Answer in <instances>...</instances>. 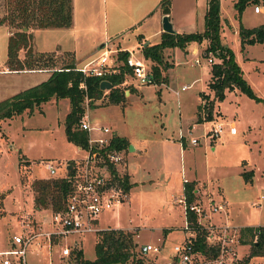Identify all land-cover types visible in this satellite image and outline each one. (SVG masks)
<instances>
[{
	"label": "rangeland",
	"instance_id": "1",
	"mask_svg": "<svg viewBox=\"0 0 264 264\" xmlns=\"http://www.w3.org/2000/svg\"><path fill=\"white\" fill-rule=\"evenodd\" d=\"M234 1L219 0L222 23L219 41L232 49L243 77L258 98L239 89L225 90L222 99L214 97L213 89L207 88L212 65L208 58L213 62L221 58L212 51L204 55L201 45L193 51L192 41L186 47L177 45L172 48L170 56L174 66L163 73L168 77L177 73L171 78L172 84L168 85L166 81L141 84L133 77L126 76L122 86L125 92H132L126 95L123 105L108 103L87 106L91 122L110 127L118 136L126 137L136 150H140V153L136 150L124 151L120 175L126 174V162L133 184L128 203L103 210L97 217V228L135 231L137 246L146 243L158 245V252L143 255V260L148 264H165L173 255L174 246L181 245L187 236L184 230V204L175 199L183 195V177L189 181L197 179L201 195L197 196L201 197L203 206L207 207L211 199L219 203L223 195L226 197L224 209L211 212L209 222L203 221L207 231L214 232L213 242L222 237L224 231L229 234L224 248L226 262L264 264V253L250 256V245L240 242L238 232L241 225H264V43H249L242 50L239 38L241 26L249 28L264 23V14L255 13L253 5L248 4L238 16ZM202 20L187 26L185 32L203 31L205 24ZM101 27L98 30L100 34L103 33ZM72 28H39L32 37L33 47L49 49L58 39L71 46L73 33L63 37L61 34ZM138 34L139 29L124 31L115 37L108 32L106 46L100 49L106 47L112 51V55L113 51L128 47L134 58L140 60L146 71L152 74L151 61L144 57L142 46L147 42H158L160 37H150L140 46ZM196 59L200 63L195 62ZM183 84H189V87L182 89ZM200 90L208 91L209 99H214L213 117L219 116L225 121L224 131L232 122L238 130L236 134H226L212 142L213 145L220 144L215 152L204 136L210 120L196 119L199 104L205 102L203 98L200 99ZM105 101L106 98H103L95 103ZM38 110L34 108L32 113L0 121V192L3 196L0 204V251L10 248L12 237L22 233L23 224L28 223L34 229L39 227L41 232L53 228L50 221L52 211L35 210L33 207L31 181L49 177L42 161L53 162L59 167L58 173L63 174V162L69 160L77 163L84 155L83 151L67 141L64 133L65 116L70 110L67 98H51L42 104L41 111ZM191 126L190 135L199 138L195 145L191 144L190 135L187 134ZM181 130L185 131L189 141L182 152ZM239 157L246 161L237 162ZM26 159L29 160L30 173L22 177L19 161ZM250 175L252 181H246V176ZM96 235L95 232L72 234L60 240L52 237L49 245L44 236L40 240V245H44L40 248L35 242L29 245L26 262L71 264L69 256L62 257L61 251L64 245L72 247L75 242L82 249L84 257L92 260L95 258ZM211 255L206 256L211 258Z\"/></svg>",
	"mask_w": 264,
	"mask_h": 264
},
{
	"label": "trees",
	"instance_id": "2",
	"mask_svg": "<svg viewBox=\"0 0 264 264\" xmlns=\"http://www.w3.org/2000/svg\"><path fill=\"white\" fill-rule=\"evenodd\" d=\"M261 0H235L234 4L240 16L243 9L248 4ZM170 0H162L160 8L163 14L169 12ZM208 8L204 16L205 28L203 31L192 32H162L160 41L157 43H147L142 46V53L146 59L151 61V76L156 83L165 82L167 75L163 73L170 67L166 62L163 51L166 48H173L177 45L186 47L192 41L202 42L208 40V45L204 49V55L211 51L221 58L220 61L211 65V79L208 83L210 90L213 89L214 97L222 99L225 90L237 88L249 96L258 98L251 86L243 77L242 69L238 61L234 58L231 48L223 46L219 41L221 23V6L219 0H208ZM0 24L11 29L12 35L8 40L6 65L11 70H32L49 69L52 70L50 77L43 83L28 88L11 99L0 102V121L4 118H11L22 114L25 110L31 112L35 107L50 100L51 98H67L70 103V110L65 116L64 133L67 141L77 146L87 145V133L78 129V121L84 112L85 100H88V107H95L108 103L123 105L125 89L122 86L126 76L131 72L125 65V60L129 55L127 50H118L116 56L119 73L105 75L103 77L88 76L83 77L82 73L76 71L77 62L73 56L67 52L57 54L55 52H35L32 49L31 33L26 29L44 28H66L73 22L72 0H0ZM239 38L242 50L246 44L261 42L264 43V23L239 29ZM26 49L23 59L19 58V51ZM107 80L111 83V88L105 92L100 88V82ZM84 81L85 88H80V83ZM132 91H130L131 93ZM200 96L205 102L198 106V121L203 118L213 120L214 99L210 100L209 95L200 91ZM106 98L102 104H96L97 100ZM130 142L126 137L118 136L115 132L109 149L128 151ZM21 157V156H20ZM23 157V156H22ZM73 165L72 161H69ZM29 160H20L19 168L21 176L30 173ZM115 171L113 165L110 166ZM74 172L69 169V175ZM245 174V172H243ZM29 177V176H28ZM246 181H252V176H246ZM123 186L129 192L131 184L129 176L123 175ZM34 197L33 204L35 210L50 209L52 212L64 209L67 198L73 191L72 183L64 177L39 178L31 181L30 184ZM183 193L188 202L195 201L196 181H185ZM0 192V204L2 200ZM192 226L196 236L193 239V251L215 257L218 247L209 245L207 242V229L203 224L198 223L197 214L188 211ZM239 240L243 244L250 245V256L264 253V225H246L239 227ZM94 243L95 258L86 259L83 251L74 244L71 253L68 255L71 264H148L143 260L137 241L134 239L135 231L123 229H103L96 232ZM258 233L257 240L254 235ZM248 260V258H247Z\"/></svg>",
	"mask_w": 264,
	"mask_h": 264
},
{
	"label": "built area",
	"instance_id": "3",
	"mask_svg": "<svg viewBox=\"0 0 264 264\" xmlns=\"http://www.w3.org/2000/svg\"><path fill=\"white\" fill-rule=\"evenodd\" d=\"M253 10L255 13L264 14V0L254 3ZM111 52V50L104 47L97 57L87 61L82 66H77L75 70L81 72L84 78L88 76L103 77L107 74H117L120 70L116 62L118 50L113 51L112 55H110ZM195 62H199V59H196ZM208 62H212V59L208 58ZM125 65L131 72L130 76L141 84L154 82L151 74L146 71L143 63L135 59L130 52L125 60ZM79 87L85 88L84 81L80 83ZM188 87L189 84L182 85V89H187ZM85 104L86 108L84 107V112L78 121V129L87 133V145L80 147L74 144L79 151L84 152V155L78 159L77 163L72 161L73 165H70L69 161L63 162L62 165L65 169L63 174L58 173L59 167L53 162L49 160L42 161L49 177H64L69 179L72 183L73 191L67 198L65 208L51 213L50 221L53 228L47 232H41L39 227L34 229L28 223L21 225L22 233L12 237L10 248L0 251V264H27V248L33 242H35L39 248L43 246L44 243L40 245V240L43 239L44 236L47 239V245H49L52 237L56 240H60L72 234L96 233L99 231L97 228L98 215L103 210L110 209L128 200L129 192L125 191L122 184L124 174L120 175V173H122L124 151L109 149L115 131L108 126L97 122H91L87 113V99L85 100ZM224 126L225 121L221 118L214 117L213 120L209 121L204 136L212 140L221 138L225 132ZM192 128L191 126L187 129L188 135L192 132ZM228 130L231 134L237 131L233 122L229 125ZM184 136L186 135L181 130V141ZM189 138L192 145L199 142L197 136L190 135ZM111 165H113L115 171L111 170ZM69 166L70 169L73 168L74 170L72 175L68 173ZM185 181L188 180L184 177V182ZM175 199L179 203L184 204V230L187 236L181 245L174 246V253L171 259L165 264H228V262H226L224 248L229 234L224 231V235H221L222 237L219 236L217 241L213 242L212 239L215 238L214 232H207L208 244L218 247V253L215 257L209 258L202 252H194L193 239L196 233L188 214V211L197 214L198 223L204 225L203 221L208 220L209 222L211 219V212L224 209V201L216 203L211 199L206 207L203 206L199 200H196V202H188L184 193L182 196ZM210 224L214 225L211 222ZM223 228L225 230L227 229V227L224 226ZM257 238L258 233L254 235V240H257ZM208 239H211V242H209ZM213 243L215 244L213 245ZM75 244L77 243L75 242ZM139 251L141 254L146 255L149 252H158L159 246L151 243L141 244L139 246ZM70 253L71 247L64 245L61 256L65 257Z\"/></svg>",
	"mask_w": 264,
	"mask_h": 264
},
{
	"label": "crops",
	"instance_id": "4",
	"mask_svg": "<svg viewBox=\"0 0 264 264\" xmlns=\"http://www.w3.org/2000/svg\"><path fill=\"white\" fill-rule=\"evenodd\" d=\"M161 2L162 0H72L73 22L69 28L73 27L72 28L73 30L71 31L66 30V32L61 34V36L63 37V36H67L70 33H73L74 37L72 36L73 41L71 43V46L67 42H61L58 39L57 41L53 42V46L49 49H43V47H37V46L33 47L32 37L33 34L36 32V30H38V28L26 29L25 31L31 33L30 45L32 46L33 51L55 52L57 54L69 52L77 62V66H82L84 63L97 57L100 54V52L102 51V49L100 48L103 44H105L106 42L105 40L107 39L106 37L108 36V32L110 36L115 37L121 35L122 32L124 31H129L130 29L131 30L139 29L138 45L142 46L143 42L146 41L148 38L153 36L160 37L161 33L164 32L162 28L163 16L168 17L170 23L172 24L174 33L182 32V31L185 32L184 29H186L187 26L192 25L195 22L198 23L200 19H203L202 21H204V16L208 8L207 5L208 0H170L169 12L167 14H163L160 8ZM101 25H102L101 28L103 29V33L100 34L98 30ZM50 29H54V28H50ZM11 35H12L11 29L8 28L6 25L0 24V102L11 99L20 92L45 82L52 74V70L49 69H32V70L9 69L6 65V59H7L8 40ZM100 42L102 43L97 46V44ZM191 45L193 51H196L199 45L203 46L205 49L208 45V40L204 39L200 43L193 41ZM121 50L129 51L130 48L122 47ZM25 51L26 49H21L19 51L20 59L24 58ZM171 51L172 48H169L168 51L166 49H164L163 51L164 55H168V57L166 56L165 60L168 61L170 67L174 66L173 60L171 59L170 56ZM175 75L177 76V73H173L171 77H168L167 75L166 83L168 85L172 84L171 78ZM210 79H211V68H210V77L208 83L210 82ZM208 83H207V88L209 89ZM236 89L237 88H234L232 90H236ZM200 91H205L206 94H209V92L206 90H200ZM200 91H199V95H200ZM175 92L178 94L177 90ZM128 93L130 95L129 90L125 92V95H127ZM200 99H202L201 96ZM42 104L39 106L40 108L38 111H41ZM32 112L33 110L31 112L25 110L23 113H32ZM218 112H220V110H218ZM237 131L232 134H236ZM183 132L185 133V131ZM226 134L232 135L231 133H229L228 129L224 132L222 136L224 137ZM207 139H208V144L209 146L212 147L213 151L214 152L217 151V148L219 147L220 144L213 145L212 143L217 139L214 140L209 138ZM189 141L187 136H184L182 138L180 152H182V150L186 148ZM206 147L207 146H204V148ZM135 150H136L135 147L129 145L128 151L134 152ZM136 151L137 153H140V150H136ZM22 155L25 156V154ZM125 160L127 159L125 158ZM240 160H242V163L246 161L245 158L242 159L241 157H239L237 159V162H239ZM124 170L126 171V174L129 176V181L132 186L133 185L131 179L132 175L127 170L126 162H125ZM193 180L196 181V195L201 196L200 187L198 185L197 179H193ZM129 194H130V190H129ZM129 194H128V199H129ZM198 196H197V200L201 202L202 199L201 197ZM222 201H224V203L227 202L226 197L224 195ZM125 203H128V201H126ZM254 225H261V224H254ZM241 226H246V225H241Z\"/></svg>",
	"mask_w": 264,
	"mask_h": 264
},
{
	"label": "water",
	"instance_id": "5",
	"mask_svg": "<svg viewBox=\"0 0 264 264\" xmlns=\"http://www.w3.org/2000/svg\"><path fill=\"white\" fill-rule=\"evenodd\" d=\"M162 28L164 32H168V33H174L172 24L170 23L169 19L167 16H163L162 17ZM24 30H26V28H24ZM105 46V44H103L101 46V48ZM111 83L107 80H102L100 82V88L103 90H109L111 88ZM68 169H70V166L68 167Z\"/></svg>",
	"mask_w": 264,
	"mask_h": 264
}]
</instances>
